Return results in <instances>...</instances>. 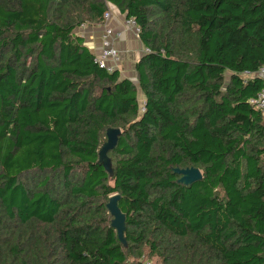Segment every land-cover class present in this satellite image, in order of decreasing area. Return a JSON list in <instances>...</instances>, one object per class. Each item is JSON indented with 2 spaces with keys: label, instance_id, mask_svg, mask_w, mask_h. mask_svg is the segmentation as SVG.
Instances as JSON below:
<instances>
[{
  "label": "trees",
  "instance_id": "1",
  "mask_svg": "<svg viewBox=\"0 0 264 264\" xmlns=\"http://www.w3.org/2000/svg\"><path fill=\"white\" fill-rule=\"evenodd\" d=\"M111 8L151 51L136 81L76 33ZM263 66L264 0H0V264H264Z\"/></svg>",
  "mask_w": 264,
  "mask_h": 264
},
{
  "label": "crops",
  "instance_id": "2",
  "mask_svg": "<svg viewBox=\"0 0 264 264\" xmlns=\"http://www.w3.org/2000/svg\"><path fill=\"white\" fill-rule=\"evenodd\" d=\"M110 10L112 19L109 21L108 25L115 33L120 34L118 49L120 51L121 61L118 71L121 73L122 78H129V76L126 75L129 72L128 69H134L136 63L142 58L144 46L140 40L136 38L134 30L126 26L125 17L122 16L116 8H111ZM95 28L96 27L92 28L87 26V28L77 30L76 33L85 39L87 47L96 55L99 54L102 49V31Z\"/></svg>",
  "mask_w": 264,
  "mask_h": 264
},
{
  "label": "water",
  "instance_id": "3",
  "mask_svg": "<svg viewBox=\"0 0 264 264\" xmlns=\"http://www.w3.org/2000/svg\"><path fill=\"white\" fill-rule=\"evenodd\" d=\"M122 135V131L119 129H110L107 131V142L103 144L100 153L98 165L103 167L107 173L113 175L112 164L109 158V153L114 151L118 145L119 139ZM174 174L179 176L178 184L182 186H191L197 182L203 180V174L199 169H174ZM120 197L114 196L110 199L107 205L108 211L112 217L111 226L116 230L120 242L127 248V242L125 238L126 232V217L121 212L118 201Z\"/></svg>",
  "mask_w": 264,
  "mask_h": 264
},
{
  "label": "built area",
  "instance_id": "4",
  "mask_svg": "<svg viewBox=\"0 0 264 264\" xmlns=\"http://www.w3.org/2000/svg\"><path fill=\"white\" fill-rule=\"evenodd\" d=\"M112 19L111 11L107 12L104 15L103 23L100 25V29L102 31L101 43L102 49L99 54L95 55V62L105 69H107L110 73L116 71L119 68L121 55L118 49V40L120 38L119 33H115L113 29L109 27V21ZM125 24L127 27H130L134 30V34L136 38H140V29L137 26L134 20L125 19ZM151 51L149 49H144L143 53L148 54ZM246 77H261L264 79V66L256 74H245ZM250 105H252L255 109L264 113V89L257 95L255 99L250 101Z\"/></svg>",
  "mask_w": 264,
  "mask_h": 264
},
{
  "label": "rangeland",
  "instance_id": "5",
  "mask_svg": "<svg viewBox=\"0 0 264 264\" xmlns=\"http://www.w3.org/2000/svg\"><path fill=\"white\" fill-rule=\"evenodd\" d=\"M88 26V25H87ZM87 26H84V27H82V28H87ZM90 27V26H89ZM93 28V27H92ZM98 30H101L100 29V25L99 26H97L96 27ZM95 28V29H96ZM100 32V31H99ZM128 73L126 74L127 76H129V79H134L133 81H136L135 80V74H136V72H135V70L132 68V69H128ZM127 72V71H126ZM227 80H229V76L227 75V78H226ZM143 100V98L142 97H140V101H142ZM135 260H137V261H141L143 264H160L161 263V261L158 259V258H156V257H151L150 256V250L148 249V248H145L144 249V251H143V256L140 258V260H138V259H132V261H135Z\"/></svg>",
  "mask_w": 264,
  "mask_h": 264
},
{
  "label": "clouds",
  "instance_id": "6",
  "mask_svg": "<svg viewBox=\"0 0 264 264\" xmlns=\"http://www.w3.org/2000/svg\"><path fill=\"white\" fill-rule=\"evenodd\" d=\"M139 40H140V38H139ZM144 49H146V48H144ZM144 49H143V51H144ZM96 55H97V54H96ZM143 55H144V53H143ZM117 70H119V68H118Z\"/></svg>",
  "mask_w": 264,
  "mask_h": 264
}]
</instances>
